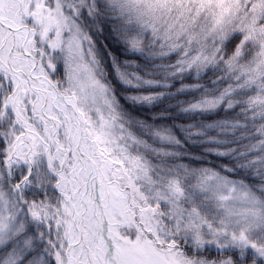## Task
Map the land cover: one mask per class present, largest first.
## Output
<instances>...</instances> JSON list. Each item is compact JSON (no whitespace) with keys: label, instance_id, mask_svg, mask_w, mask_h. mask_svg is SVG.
Instances as JSON below:
<instances>
[{"label":"snow or ice","instance_id":"snow-or-ice-1","mask_svg":"<svg viewBox=\"0 0 264 264\" xmlns=\"http://www.w3.org/2000/svg\"><path fill=\"white\" fill-rule=\"evenodd\" d=\"M0 264H264V0H0Z\"/></svg>","mask_w":264,"mask_h":264}]
</instances>
